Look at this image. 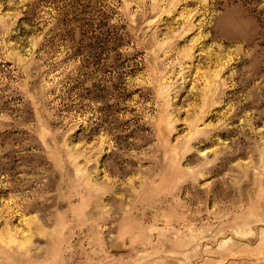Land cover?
Listing matches in <instances>:
<instances>
[{"label": "rangeland", "instance_id": "obj_1", "mask_svg": "<svg viewBox=\"0 0 264 264\" xmlns=\"http://www.w3.org/2000/svg\"><path fill=\"white\" fill-rule=\"evenodd\" d=\"M0 264H264V0H0Z\"/></svg>", "mask_w": 264, "mask_h": 264}]
</instances>
